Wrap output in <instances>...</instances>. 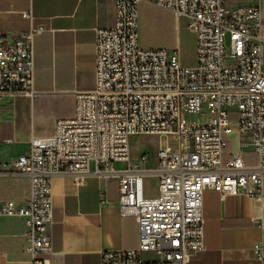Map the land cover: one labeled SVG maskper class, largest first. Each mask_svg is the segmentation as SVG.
Returning a JSON list of instances; mask_svg holds the SVG:
<instances>
[{"label":"built area","instance_id":"built-area-1","mask_svg":"<svg viewBox=\"0 0 264 264\" xmlns=\"http://www.w3.org/2000/svg\"><path fill=\"white\" fill-rule=\"evenodd\" d=\"M146 0H114L117 21L96 40V87L76 95L72 117L59 120L50 137L33 138L28 154L15 163L30 180L25 206L8 201L0 217L26 220L24 252L33 264H51L52 177L67 173L84 183L90 174L120 175V214L139 226L135 249L106 251L101 264H188L205 250L203 194L221 201L244 194L264 207V16L260 0L233 6L226 0H153L186 18L196 35V65L184 68L179 49H146L140 44L139 5ZM22 17L32 21L31 12ZM42 28L9 41L0 33V97L33 98L34 45ZM229 38L231 54L227 55ZM206 109V111H204ZM198 116L199 121L189 120ZM237 121L240 148L223 157ZM170 139L158 151V168L141 169L132 159L131 138ZM244 149L257 153L246 164ZM149 153L141 154L147 162ZM116 162L127 167L114 170ZM159 180L158 196L148 198L145 178ZM157 253L154 261L145 253ZM264 264V245L254 249Z\"/></svg>","mask_w":264,"mask_h":264},{"label":"crops","instance_id":"crops-1","mask_svg":"<svg viewBox=\"0 0 264 264\" xmlns=\"http://www.w3.org/2000/svg\"><path fill=\"white\" fill-rule=\"evenodd\" d=\"M232 1L227 5L252 0ZM152 2L139 5V31L140 10L157 8ZM260 5L264 16V0ZM24 12L32 13V21L22 17ZM167 13L178 23L180 18ZM116 21L114 0H0V33L10 42L32 27L43 29L34 45L35 96L0 97V205L8 201L26 205L30 180L18 172L15 163L29 153L33 138L52 136L59 120L73 116L77 93L95 89L97 32L113 27ZM238 137L236 149L242 141ZM232 149L228 138L224 162ZM244 157L247 165L258 164L257 153L248 149ZM149 158L142 162L141 155H133L132 150V159L141 169L156 170L158 153L154 166ZM126 167L116 162L114 170L122 172ZM76 180L67 173L51 179V264H101L103 252L137 248L138 223L120 214V175L90 174L82 184ZM145 182L146 196L157 197L158 177L148 175ZM202 211L205 250L194 253L188 264H254L255 245H264V207L244 194L221 201L216 191L206 190ZM25 231L24 218L0 217V264H33L24 252Z\"/></svg>","mask_w":264,"mask_h":264},{"label":"rangeland","instance_id":"rangeland-1","mask_svg":"<svg viewBox=\"0 0 264 264\" xmlns=\"http://www.w3.org/2000/svg\"><path fill=\"white\" fill-rule=\"evenodd\" d=\"M231 2H235L232 1ZM140 43L146 49L167 48L173 50L178 46L180 64L184 68L196 65V38L190 31L186 18H180L178 23L170 14L157 8L145 6L140 10ZM179 39L178 43L177 40ZM229 38L226 41L227 55L231 54ZM206 111V109H204ZM189 120L199 121V117L189 116ZM234 133L231 135L233 151L237 150L239 139L237 121L232 117ZM170 139L166 137L136 136L131 138L133 155L138 156L143 152L150 154L149 162L155 165L156 154L160 149L167 147ZM244 151H248L244 149ZM156 255L152 252L144 254V260L154 261Z\"/></svg>","mask_w":264,"mask_h":264},{"label":"trees","instance_id":"trees-1","mask_svg":"<svg viewBox=\"0 0 264 264\" xmlns=\"http://www.w3.org/2000/svg\"><path fill=\"white\" fill-rule=\"evenodd\" d=\"M227 3H230V0H227Z\"/></svg>","mask_w":264,"mask_h":264}]
</instances>
